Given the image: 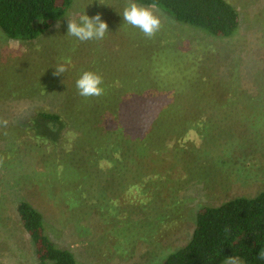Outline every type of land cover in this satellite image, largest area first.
I'll use <instances>...</instances> for the list:
<instances>
[{
    "label": "rangeland",
    "instance_id": "1",
    "mask_svg": "<svg viewBox=\"0 0 264 264\" xmlns=\"http://www.w3.org/2000/svg\"><path fill=\"white\" fill-rule=\"evenodd\" d=\"M227 1L240 13V28L231 38L211 36L154 9L161 28L148 38L123 20L125 7L136 3L132 0H74L66 16L78 22L84 14H101L109 25L101 40L68 35L65 16L59 28L56 23L34 41L8 40L0 30V96L22 100L31 111L76 117L65 119L70 127L55 145L39 144L15 125L0 128V264H40L17 215L22 200L42 212L47 234L58 248L70 250L78 264H163L192 235L205 206L264 190V109L256 106L264 94L253 82L264 75V0ZM61 64L67 71L55 76ZM88 71L103 78L102 87L141 78L167 87L183 103L202 101V114L191 107L182 123L206 114L205 103L212 102L209 109L228 119L222 130L230 132L226 162L218 157L227 144L211 151L215 161L190 151L196 162L188 168L168 157L170 149L162 161L154 156L157 163L151 166L167 170L165 174L140 179L120 197L105 191L110 167L96 154L104 146V131L95 133V122L85 120L102 117L106 108L92 115L99 97L80 95L88 103L80 111L61 110L54 103L62 81L74 82L79 92L76 82ZM252 95L258 99L248 107L245 97ZM241 136L248 138L241 143ZM172 144L203 150L195 131Z\"/></svg>",
    "mask_w": 264,
    "mask_h": 264
},
{
    "label": "trees",
    "instance_id": "2",
    "mask_svg": "<svg viewBox=\"0 0 264 264\" xmlns=\"http://www.w3.org/2000/svg\"><path fill=\"white\" fill-rule=\"evenodd\" d=\"M132 1L142 6L154 4L156 7L152 9L165 11L177 22L203 30L214 37L231 38L240 28V13L227 0ZM73 4L74 0H0V30L8 40L34 41L66 16ZM262 80L263 73L253 81L254 88L261 95L264 94ZM64 81L54 92L55 107L61 110H83L88 103H84V98L78 97L79 92L75 90L74 82ZM235 87L238 84L232 87V91ZM103 89L100 101H94L92 115L106 108L104 115L84 120L87 124L89 120L95 122L92 129L96 130L95 133L104 131V143H101L104 146L96 150V154L109 163L110 167L106 171L109 185L103 186L105 191L107 189L112 195L120 197L121 193L139 183L140 179L151 176V180H154L165 174L167 170L159 172L155 166H151L157 163L154 156L162 161V156L169 153L170 149L172 151L168 157H173L176 164L183 163L188 168L196 162L191 158L192 152L206 161H215V155H211V151L216 152L227 144L218 157L222 163L226 162L228 156L225 157L224 154L229 144L227 134L230 132L222 130L228 119L220 118L213 109H209L212 102L205 103L206 106L209 104L208 109L204 106L208 110L206 114L193 122L182 123L184 113L191 107L202 114L204 103L200 100H195L194 104L183 103L170 96L167 87L153 85L141 78H123L120 83L110 81L103 85ZM3 91L5 88L2 86L1 92ZM243 93L239 91V94ZM240 96L238 99L242 100L243 96ZM257 99L258 96H246L247 106L250 107L249 102ZM256 106L263 110L264 102L257 103ZM31 108V105L22 100L0 96V128L15 125L38 140L39 144L55 145L70 127L69 121L76 118L48 111H31ZM65 119L69 120L68 123ZM193 125L198 129H186L193 128ZM194 131L203 143L202 151L190 147L172 148V143L178 136L185 139ZM239 135L240 132L237 136ZM245 138L248 137L241 136L238 139L242 143ZM91 173L92 171L88 175ZM17 215L35 247V256L40 264H78L70 250L55 245L45 230L44 215L31 203L27 200L20 201ZM226 227L230 231L225 232ZM262 248L264 190L251 197H234L220 206H205L197 214L192 235L163 264H225L229 256L239 257L244 264H264V260L258 256Z\"/></svg>",
    "mask_w": 264,
    "mask_h": 264
},
{
    "label": "clouds",
    "instance_id": "3",
    "mask_svg": "<svg viewBox=\"0 0 264 264\" xmlns=\"http://www.w3.org/2000/svg\"><path fill=\"white\" fill-rule=\"evenodd\" d=\"M156 5L142 6L137 3H130L123 11V20L126 24L139 28L141 32L148 38L153 37L161 28V19L151 10ZM67 34L74 36L80 41L101 40L109 32V25L102 20L101 14L94 17H89L84 14L79 21L70 19L67 16ZM56 27H60V21ZM67 71V68L61 64L55 68L54 75L61 76ZM103 78L91 71L84 72L77 80L76 86L79 90V95L85 98L100 97L104 94V89L101 86ZM230 231L225 228V232ZM259 259L264 260V248L259 252ZM225 264H243L239 257L229 256L226 258Z\"/></svg>",
    "mask_w": 264,
    "mask_h": 264
}]
</instances>
